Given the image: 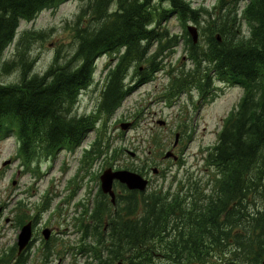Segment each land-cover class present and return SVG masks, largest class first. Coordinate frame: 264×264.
<instances>
[{"label": "trees", "instance_id": "16d2710c", "mask_svg": "<svg viewBox=\"0 0 264 264\" xmlns=\"http://www.w3.org/2000/svg\"><path fill=\"white\" fill-rule=\"evenodd\" d=\"M67 1L0 0V60L13 43L22 20L32 22L43 10L57 9ZM85 1L87 5L81 13L85 22L76 28V64L71 59L62 64L56 56L44 74H31L32 63L25 64V49L18 48L23 65L20 82H0V141L16 136L20 143L18 156L26 173L34 162L51 159L62 150L75 151L94 129L105 132L124 100L141 82L152 80L164 69V53L178 40L163 23L176 16L184 25L189 59L194 65L188 71H171L164 99L170 103L193 86L205 94L218 80L241 86V101L225 118L217 143L207 149L211 173L205 183L191 181L190 176L188 183L180 181L177 188L172 181L166 189L161 186L140 195L120 184L126 195L119 196L116 205L100 189L101 199L91 211L92 222L81 225L83 239L91 237L81 253L97 264L119 260L128 264H157V260H166L164 264H262L264 0H220L223 13L216 18H223L224 23L212 28L204 23H215L216 18L202 20L208 12L187 0ZM242 2L246 4L240 9ZM238 14L249 25V35L242 31ZM189 20L204 29L203 43L195 44L188 35ZM39 37V33L25 31L18 44L28 46ZM105 54L115 58L116 63L109 69L101 91L95 111L98 117H78L74 111L80 93L91 85L96 61ZM15 62L18 60L12 61ZM8 67L6 63L5 69ZM132 69V79L140 77L137 85L127 82ZM151 139V144L156 142L155 136ZM108 144L103 146L97 137L95 148L87 150L85 157L105 151L106 156L112 152L111 159L115 161L117 149L113 151ZM165 146H157L162 149L160 153ZM20 205L23 212L27 205L24 201ZM48 207L47 203L45 209ZM43 255L48 263L52 248L43 250Z\"/></svg>", "mask_w": 264, "mask_h": 264}, {"label": "rangeland", "instance_id": "374dc122", "mask_svg": "<svg viewBox=\"0 0 264 264\" xmlns=\"http://www.w3.org/2000/svg\"><path fill=\"white\" fill-rule=\"evenodd\" d=\"M187 1L196 8H205V12L213 13L212 16L206 13L202 16V20L215 19L223 13L220 9V0ZM86 3L85 0H68L57 9L43 10L32 22L22 20L13 43L0 60V82L3 84L20 82L22 66L18 48L25 49L26 64L32 63L31 74H44L56 56L62 64L70 59L72 64H76L77 60L73 57L77 43L76 28L85 22L81 13ZM245 4L246 2H242L239 8L241 9ZM164 5L169 6L168 3ZM79 16L82 17V21H79ZM237 19L244 34L249 35L250 27L242 19L241 14L237 15ZM221 23H224L223 18H216L215 23L209 20L204 24H209L212 28L213 25ZM189 25L197 26L199 43H203L206 36L201 25L191 20L186 23V28ZM163 27L167 28L171 36H177L178 40L176 46L164 53L162 58L164 70L161 69L152 76L151 81L138 87L124 100L122 106L108 121L105 132L100 129L90 132L77 150H63L51 159L42 160L41 163L34 162L29 165L30 170L25 174L22 172L25 165L18 156L20 143L16 136L0 141V209H2L0 231H3L5 236L2 243L15 237L14 230L11 229L12 225L6 219L13 217L16 205L21 207V201L27 205L23 207L24 211L32 212L33 204L48 203L47 209L39 211L41 216L37 220L38 229L42 230L49 226L55 228L53 229L55 234L58 233L56 252L53 250V256L48 263L47 259L38 253L40 249L35 247L28 264H97L93 258L80 253V248L87 247L85 244L91 241L89 236L83 239L84 232L80 224L81 220L85 224L92 221L91 211L101 199L100 176L108 168L130 169L143 174L155 165L169 169L166 177H154L150 174L153 182L149 190L161 186L166 189L172 181L174 187L180 181L188 183L190 176L191 181L200 180L202 183L209 179L211 171L206 162L207 149L217 143L225 118L238 106L244 90L241 86H232L216 80L213 86L215 85L214 88L218 93L217 98L209 104L205 103L200 109L195 107L192 110L193 105L187 102L188 96L183 93L170 103L166 101L164 94L167 86L170 85L171 71L177 72L181 68H187L188 71L194 64L188 59V46L182 22L176 16H172L163 23ZM25 31H34L39 33L40 37L31 40L28 46H20L18 42ZM14 60L18 62L13 64ZM6 63L9 65L7 70ZM112 64L113 59L110 54L102 55L97 59L95 82L88 90L81 93L74 111L76 115L92 114L98 117L94 112L97 110L101 91L106 85V75ZM25 68L28 69L29 66ZM134 74L135 71L132 69L128 78L130 83H134V78L132 79ZM194 88L193 86V90L196 89ZM159 120H164L167 124L159 125ZM103 121L104 118L100 117V122ZM124 122H132L128 131L121 128V123ZM180 126L185 132L180 146L183 154L181 163L184 164L167 167V164L175 162L166 161L163 158L166 150L160 153L162 149H157V146L166 144L164 147L166 149L172 144L175 140L176 128ZM152 136H155L156 142L151 144ZM97 137L101 139L103 146L106 147L111 143V149L113 151L117 149V153L114 154L115 161L111 159L112 152L109 156H106L105 151L98 154V146H96L97 154L85 157L87 149L95 148L94 142ZM6 160H11L12 163L4 166ZM36 166L40 168L37 174L34 173ZM15 179L17 184L14 186L12 181ZM120 184L115 182L116 191L119 189L121 192L118 187ZM35 211L37 213L38 210ZM41 259H44V262ZM165 262L166 260H157V264Z\"/></svg>", "mask_w": 264, "mask_h": 264}, {"label": "flooded vegetation", "instance_id": "af4514ba", "mask_svg": "<svg viewBox=\"0 0 264 264\" xmlns=\"http://www.w3.org/2000/svg\"><path fill=\"white\" fill-rule=\"evenodd\" d=\"M112 59H113V64H115L116 59L115 58H112ZM107 76H108V72H107L106 78H107ZM138 81H140L139 77L134 78V82H138ZM94 82H95V77L93 78L92 83L89 86V88L94 84ZM212 91L214 93V92H216V89L213 88ZM213 93H209V90H208L203 95L198 90V88H196L195 90L191 89L186 93L183 92V95L188 96L187 102L189 104L193 105V107H192V110H193L195 107L200 109L205 103L209 104L210 102H213L217 98V97L212 98ZM101 96H102V94H100L99 98H101ZM196 96H197V99H196ZM186 113H189V112L186 111ZM94 114H95V112H94ZM83 116L86 118L91 117L93 120L95 118L94 115H92V114L81 115V117H83ZM183 132H184V130L182 129V126L177 127L174 142L172 144L168 145L166 148V150H172L174 153V156H171L170 158H167L165 160L175 162L172 164H167L166 165L167 167H171L173 164H176V159H175L176 156L177 157L179 156V158L181 156H183L181 148H180V146L183 142V139L185 137L184 136L185 132H184V134H183ZM153 168L158 169V172L154 173ZM165 168L166 167H160V166L155 165L154 167L147 169L146 170L147 173H145V174L142 173V174H143V176L148 178L150 180V184H152L153 178L152 179L150 178V174L154 175V177H160V176L167 175L169 169L166 170ZM120 190H121V192L119 191V189H118V191H116L118 198H119V196L121 197V196L126 195V193L122 189H120ZM138 194L140 195L141 192H138ZM45 207H46L45 203H43L41 205L33 204L32 205V208L34 210L33 212L32 211L21 212L19 205L18 204L16 205V211L14 212L13 217L12 218L9 217L8 219H6V221L9 222L10 225H12L11 229L14 230V233H15L14 239L9 238L6 243H2V240L5 238V236L3 235V231H0V242H1L0 243V264H28V262L32 256V251L35 247H37L38 250L40 249L38 251V253H41L42 255H43V250H45L49 247L52 248V250H54L56 252V246H57L56 240H57L58 233L55 234V232L53 231V229H55V228H51L49 226H46L42 230L38 229L39 223L37 220H38L39 216H41V215H39L40 214L39 211H42ZM35 210H38L37 213ZM20 218H23L24 221L19 222ZM29 222H31L33 224L32 239L29 242V244L22 251H20V247L18 244L19 235H20V232L23 228V225L27 224ZM45 228H51L52 229V233L48 239H45V237L43 235V230ZM39 232H41V233L39 234ZM41 261L44 262V259H41Z\"/></svg>", "mask_w": 264, "mask_h": 264}, {"label": "water", "instance_id": "95a60500", "mask_svg": "<svg viewBox=\"0 0 264 264\" xmlns=\"http://www.w3.org/2000/svg\"><path fill=\"white\" fill-rule=\"evenodd\" d=\"M188 30L190 32V35L193 38V41L195 43H197L199 41V30L197 28V26L194 25H189L188 26ZM219 40H221L220 37H218ZM159 125H164L166 123V121L164 120H159L158 121ZM132 123L131 122H126V123H122L121 127L123 130H129V128L131 127ZM134 155V154H133ZM171 156H174L173 151H167L165 154V158H169ZM177 159V157H176ZM11 161L8 160L4 163V165L9 164ZM154 173L158 172V169L154 168ZM101 179V184H102V190L105 194L110 195L111 196V201L113 203H116V192L114 189V183L116 180L120 181L123 184H126L127 187L130 190H138V191H144L148 188L149 186V180L146 179L145 177H143L141 174L128 170V169H119V170H115L114 168H108L106 169L103 174L100 177ZM17 182L14 181V185ZM0 209V213H1ZM32 223L29 222L27 224H25L20 232L19 235V247H20V251H22L31 241L32 239V235H33V228H32ZM52 233V230L49 228H46L43 230V235L45 236L46 239H48L50 237ZM110 264H127L125 263L123 260L118 261L116 263H110ZM191 264H200L198 262H193ZM264 264V262H263Z\"/></svg>", "mask_w": 264, "mask_h": 264}, {"label": "bare ground", "instance_id": "6f19581e", "mask_svg": "<svg viewBox=\"0 0 264 264\" xmlns=\"http://www.w3.org/2000/svg\"><path fill=\"white\" fill-rule=\"evenodd\" d=\"M63 3H64V2H63ZM104 3H105V2H104ZM108 5H109V4H108ZM110 5H111V4H110ZM111 6H112V5H111ZM103 7H104V6H103ZM36 15H37V14H36ZM36 15H35V16H36ZM20 20H21V19H20ZM33 21H34V20H33ZM28 22H29V21H28ZM188 35L192 38V36L190 35L189 30H188ZM14 39H15V38H14ZM9 44H10V43H9ZM10 45H11V44H10ZM8 47H9V46H8ZM4 51H6V49H5ZM2 54H3V52H2ZM2 54H1V55H2ZM74 57H75V56H74ZM77 57H78V56H77ZM75 59H76V58H75ZM78 59H79V58H78ZM81 59H82V58H81ZM79 60H80V59H79ZM75 61H76V60H75ZM81 61H82V60H81ZM77 62H78V61H77ZM91 62H92V61H91ZM83 63H84V62H83ZM25 64H26V63H25ZM22 66H23V65H22ZM67 67H68V66H67ZM21 68H22V67H21ZM60 69H61V68H60ZM77 69H78V68H77ZM181 69H182V68H181ZM181 69H180V70H181ZM76 71H77V70H76ZM178 71H179V70H178ZM88 74H89V73H88ZM50 75H51V74H50ZM85 75H86V74H85ZM85 75H84V76H85ZM45 76H46V75H45ZM51 76H52V75H51ZM87 77H88V76H87ZM51 78H52V77H51ZM84 78H85V77H84ZM86 79H87V78H86ZM43 80H44V79H43ZM79 80H80V79H78V82H79ZM49 81H50V80H49ZM83 81H84V80H83ZM50 82H51V81H50ZM80 82H82V81H80ZM79 84H80V83H79ZM76 87H77V86H76ZM78 102H79V100H78ZM78 102H77V104H78ZM76 106H77V105H76ZM60 112H61V111H60ZM77 116H78V115H77ZM78 117H81V116H78ZM124 123H126V122H124ZM125 131H128V130H125ZM164 145H166V144H164ZM166 148H167V147H166ZM164 150H166V149L164 148ZM6 161H8V160H6ZM6 161H5V162H6ZM10 161H11V160H10ZM5 162H4V163H5ZM4 163H3V165H4ZM11 163H12V161H11L9 164H11ZM9 164H7V165H9ZM23 164H24V163H23ZM4 166H6V165H4ZM25 168H26V166H25ZM39 169H40V168H39L38 166H36V167H35V170H34V173L37 174L38 172H40ZM24 170H25V169H24ZM24 170L22 171L23 173H24ZM36 170H37V173H36ZM117 170H119V169H117ZM128 170H130V169H128ZM131 171H133V170H131ZM19 172H20V171H19ZM27 172H28V171H27ZM27 172H26V173H27ZM134 172L139 173V171H134ZM19 174H20V173H19ZM19 174H18V176H19ZM24 174H25V173H24ZM175 177H176V176H175ZM14 181L17 182V179H15V180L12 181V184H13V185H14ZM16 184H17V183H16ZM16 184H15V185H16ZM15 185H14V186H15ZM100 189H101L102 193H104L103 190H102V184H101V186H100ZM114 189H115V187H114ZM104 194H105V193H104ZM105 195H107V194H105ZM82 221H83V220H81V222H82ZM106 229H107L106 231H109L107 227H106ZM263 262H264V261H263ZM192 263H193V262H192ZM198 263H199V262H198ZM190 264H191V263H190ZM200 264H201V263H200ZM262 264H263V263H262Z\"/></svg>", "mask_w": 264, "mask_h": 264}]
</instances>
